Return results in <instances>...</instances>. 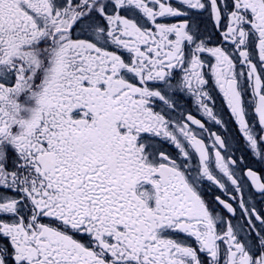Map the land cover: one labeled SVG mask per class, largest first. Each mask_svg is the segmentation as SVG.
Returning a JSON list of instances; mask_svg holds the SVG:
<instances>
[{"label": "snow or ice", "instance_id": "6c2138e0", "mask_svg": "<svg viewBox=\"0 0 264 264\" xmlns=\"http://www.w3.org/2000/svg\"><path fill=\"white\" fill-rule=\"evenodd\" d=\"M0 264H264V0H0Z\"/></svg>", "mask_w": 264, "mask_h": 264}]
</instances>
